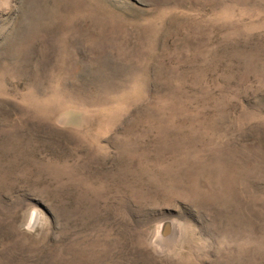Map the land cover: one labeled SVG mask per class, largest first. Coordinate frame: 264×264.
<instances>
[{
  "label": "rangeland",
  "instance_id": "rangeland-1",
  "mask_svg": "<svg viewBox=\"0 0 264 264\" xmlns=\"http://www.w3.org/2000/svg\"><path fill=\"white\" fill-rule=\"evenodd\" d=\"M0 264H264V0H0Z\"/></svg>",
  "mask_w": 264,
  "mask_h": 264
}]
</instances>
